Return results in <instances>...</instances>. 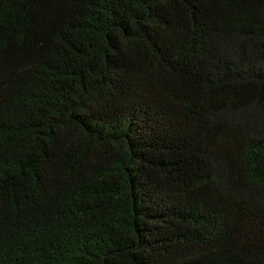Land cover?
Here are the masks:
<instances>
[{"label": "trees", "instance_id": "16d2710c", "mask_svg": "<svg viewBox=\"0 0 264 264\" xmlns=\"http://www.w3.org/2000/svg\"><path fill=\"white\" fill-rule=\"evenodd\" d=\"M0 264H264V0H0Z\"/></svg>", "mask_w": 264, "mask_h": 264}]
</instances>
